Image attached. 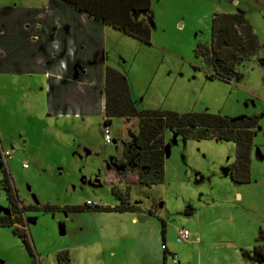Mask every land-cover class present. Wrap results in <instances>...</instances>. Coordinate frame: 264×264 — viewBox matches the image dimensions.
Here are the masks:
<instances>
[{
  "label": "rangeland",
  "instance_id": "1",
  "mask_svg": "<svg viewBox=\"0 0 264 264\" xmlns=\"http://www.w3.org/2000/svg\"><path fill=\"white\" fill-rule=\"evenodd\" d=\"M49 4L0 0V30L10 33L0 37V212L9 206L7 177L18 208L25 207L16 215L31 238L33 263L48 264L43 255L56 259L57 251L69 248L70 264H172L170 254L179 264H261L253 247L264 230V0H151L150 44L110 26L95 39L102 51L85 60L92 80L88 94L40 73V53L31 52L36 45L21 41L26 32L14 31L18 21L25 23L29 13ZM233 12L247 19L260 51L236 63V77L225 81L194 49L210 44L215 14ZM107 66L125 75L138 111L206 113L230 121L256 115L249 182L236 184L227 171L235 158L233 141L186 139L167 129L163 182L128 186L127 203L139 210H61L87 200L119 206L112 185L125 193L124 183L109 184L105 175L111 170L124 181L121 152L138 135L139 120L112 118L111 142L105 143L101 100ZM2 151L10 153L5 162ZM181 228L189 232L184 241L177 238ZM17 238L0 230V264L30 260Z\"/></svg>",
  "mask_w": 264,
  "mask_h": 264
},
{
  "label": "trees",
  "instance_id": "2",
  "mask_svg": "<svg viewBox=\"0 0 264 264\" xmlns=\"http://www.w3.org/2000/svg\"><path fill=\"white\" fill-rule=\"evenodd\" d=\"M61 1L140 42L150 44V29L153 23L149 12L151 0ZM259 51L260 45L256 34L247 19L238 12L215 14L211 19L210 44L198 45L194 49L195 55L203 59L205 65L213 71L214 75L225 81L236 77L233 69L236 63L257 55ZM103 95L104 125H109L111 119L115 117L123 118L125 122L132 118L139 120L138 135L133 140L125 142L121 152L125 164V170L121 172L125 176L124 181H117V178L110 173L111 170H107L105 175V181L109 184L116 181L126 185L125 193L112 185V193L121 200V204L115 207L98 205L90 207L84 203L81 206L63 207L61 210L75 212H132L139 210L137 206L129 205L126 202L128 186L134 183L150 187L163 182L164 133L167 129L186 139L233 141L235 158L227 167V171L234 183L249 182L251 137L256 125V115L239 121H230L219 115L206 113L189 112L180 114L162 110L138 111L130 97L125 75L108 66L104 69ZM1 167L2 164H0ZM3 180L5 181L4 189L6 190L9 206L7 212L0 215V227H10L12 229L13 234L21 240L30 260L33 261L34 249L31 238L16 215L18 211L21 212L25 207L18 208V201L7 177H4ZM38 210L56 211L58 209L40 207ZM255 241L256 244L253 250L260 256L261 264H264V230H258ZM166 253L168 251L164 249V257ZM56 259L60 264H67L69 262L68 251L62 250L56 253Z\"/></svg>",
  "mask_w": 264,
  "mask_h": 264
},
{
  "label": "crops",
  "instance_id": "3",
  "mask_svg": "<svg viewBox=\"0 0 264 264\" xmlns=\"http://www.w3.org/2000/svg\"><path fill=\"white\" fill-rule=\"evenodd\" d=\"M4 9L5 8L0 6L1 11ZM20 24L21 21H18L17 25L14 26V31L16 33H20V35L26 32L24 36H20L22 37L21 41H25L26 43L28 42L32 46L36 45L31 52L40 53V73L47 78L53 76L54 81H56L59 86L63 84L67 87L74 88V91L81 90L82 92H86V94H88L89 90L87 88H89L90 84H92V80H90V75L88 73L90 63L86 64L85 60H88L91 55L102 51L101 43L97 44L95 39L99 40V35H101V33H105L107 30L106 28L109 25L93 18L92 16H89L86 13L80 12L73 6L61 0H50L48 8H42L40 9V12L36 10L29 13L25 23ZM26 24L29 25L25 26L26 28L24 29V25ZM8 34L10 33H4L3 30H0V37ZM66 58L71 62V64H67L65 62ZM59 75L62 76V79H60ZM87 78H89L88 82L85 81ZM58 85H56V87H58ZM57 102V99H52L53 109L57 108ZM103 103L104 96L101 100L102 112ZM166 158L167 156H165V159ZM96 212L101 211H81L76 213L87 215L95 214ZM5 213L0 212V215ZM58 217L59 216L56 215L57 220ZM66 218L72 219V217ZM133 220L136 221V218ZM63 225L65 229H67L66 221L63 222ZM2 229L9 230V232L17 238V236L13 234L10 227H0V230ZM64 233L65 231L61 230V234ZM62 250H67L69 254V248H63ZM60 251H57L56 253ZM42 257H45L46 260L50 261H47L49 262L48 264H60L57 259H54V256L49 257V259L46 255H43ZM25 263L35 264L32 260L28 259ZM67 264H70V258Z\"/></svg>",
  "mask_w": 264,
  "mask_h": 264
},
{
  "label": "built area",
  "instance_id": "4",
  "mask_svg": "<svg viewBox=\"0 0 264 264\" xmlns=\"http://www.w3.org/2000/svg\"><path fill=\"white\" fill-rule=\"evenodd\" d=\"M102 134H103V139H104L105 143L106 144L110 143L111 142V140H110V130H109L108 125H104ZM1 156H2L3 161L5 162L6 158L10 157V153L8 151H2L1 152ZM23 167H26V165H23ZM85 204L87 206H90V207H94V206L97 205L95 202H91L89 200H87L85 202ZM177 236H178L177 237L178 240H180V241L183 240L184 241V240L188 239L189 232L186 229L181 228V229L177 230ZM162 248L166 249V247L164 248V246H162ZM170 257H171L172 264H179L175 256H170Z\"/></svg>",
  "mask_w": 264,
  "mask_h": 264
},
{
  "label": "clouds",
  "instance_id": "5",
  "mask_svg": "<svg viewBox=\"0 0 264 264\" xmlns=\"http://www.w3.org/2000/svg\"><path fill=\"white\" fill-rule=\"evenodd\" d=\"M2 164V163H1Z\"/></svg>",
  "mask_w": 264,
  "mask_h": 264
}]
</instances>
